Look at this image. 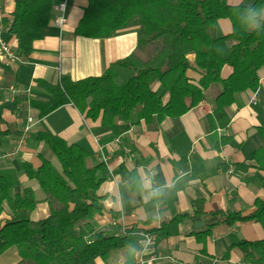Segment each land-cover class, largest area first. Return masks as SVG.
Wrapping results in <instances>:
<instances>
[{
  "label": "trees",
  "instance_id": "16d2710c",
  "mask_svg": "<svg viewBox=\"0 0 264 264\" xmlns=\"http://www.w3.org/2000/svg\"><path fill=\"white\" fill-rule=\"evenodd\" d=\"M14 2V11L2 19V31L17 40L18 52L26 58L34 42L44 38L55 3ZM220 19L231 21L229 35L217 34ZM131 28H137V47L128 57L111 63L103 75L78 81L63 76L56 84L37 80V86L50 95L46 102L29 100L38 118L72 104L87 119H100L102 130L119 137L142 120L155 129L168 118L182 117L204 103L208 90L216 86L208 122L212 130L224 129L230 123L227 108L236 95L259 87L257 72L264 66V0L251 6H230L227 0H88L74 35L108 39ZM230 40L235 44L229 46ZM190 54L195 55L194 64ZM225 67L231 70L227 78L222 77ZM193 69L201 72L196 83L188 76ZM155 85H159L158 90H154ZM259 135L264 139V127L259 128ZM37 140L60 164V169L45 159L37 169L23 164L27 178L37 181L43 192L49 215L34 220L38 205L34 191L23 188L16 194L20 186L17 171L0 170V257L16 248L21 264H97L98 259L106 261L127 250L143 234L175 236L185 220L203 215L216 218V222L195 233L200 242H205L212 227L219 224L254 222L264 229V200L257 199L248 215L219 209L206 214L203 200H195L192 212L178 214L158 229L144 231L133 226L123 236L98 231L94 220L105 211L104 199L98 195L105 180V164L94 165L83 147L69 145L47 132L39 131ZM251 159L256 169L264 171V149L257 150ZM128 181L139 194L136 172L129 173ZM234 247L246 263L264 264V241H240Z\"/></svg>",
  "mask_w": 264,
  "mask_h": 264
},
{
  "label": "crops",
  "instance_id": "0c3cea01",
  "mask_svg": "<svg viewBox=\"0 0 264 264\" xmlns=\"http://www.w3.org/2000/svg\"><path fill=\"white\" fill-rule=\"evenodd\" d=\"M62 2L66 3L65 22L59 26L54 22L59 14L55 7ZM227 2L230 6H251L256 0ZM54 3L44 38L34 42L33 51L26 58L18 52L17 40L2 31L0 22L2 38L20 58L10 66L0 61V170L17 171L20 186L15 189L16 194L23 188L34 191L38 201L34 220L45 219L49 207L37 181L27 178L23 164L37 169L45 159L60 169L52 151L37 140L39 131L83 147L91 154L94 165L105 164V180L98 191L105 211L94 220L98 231L123 236L133 226L144 231L158 229L174 216L192 212L195 200H203L206 214L215 209L250 214L255 200H264V171L256 169L251 159L257 150L264 149V139L259 135V128L264 127V66L257 72L258 89L236 95L235 102L227 108L230 123L224 129L212 130L208 122L216 86L208 90L204 103L182 117L168 118L155 129L142 120L119 137L102 130L100 119H87L72 104L39 119L29 100L46 102L50 95L37 86V80L56 84L63 76L74 81L99 77L111 63L128 57L137 47V28L120 31L108 39L76 37L74 31L88 0ZM14 6V0H0L3 18L14 11ZM216 31L219 36L229 35L231 21L218 20ZM233 44L228 41L229 46ZM188 58L194 64L195 55ZM230 72L225 67L222 77L227 78ZM200 73L193 69L188 76L196 83ZM158 88L159 85L154 86V90ZM133 171L140 180L139 194L128 181ZM198 221L202 224L197 225ZM215 222L216 218L203 215L185 220L178 235L154 233L150 251L144 252L138 240L130 247L136 251L135 264H248L240 250L231 246L240 241H264L262 226L254 222L219 224L212 227L205 242L197 240L195 233L207 230ZM126 251L106 261L98 259L97 264H126ZM140 258L153 261L140 263ZM0 264H21L17 249H8L0 257Z\"/></svg>",
  "mask_w": 264,
  "mask_h": 264
},
{
  "label": "built area",
  "instance_id": "2783aa9c",
  "mask_svg": "<svg viewBox=\"0 0 264 264\" xmlns=\"http://www.w3.org/2000/svg\"><path fill=\"white\" fill-rule=\"evenodd\" d=\"M57 11L59 12L58 16L55 17L54 22L62 26L65 22L64 19V13L66 10V3L62 2L58 4L56 7ZM3 19V13L0 9V22L2 23ZM0 61L5 65H12L16 63L17 61H20V58L17 54L13 53L11 50L10 45L2 38V31L0 30ZM32 120H29L31 122ZM11 154V153H10ZM7 157H11V155H7ZM104 163H106V160L104 159ZM232 173V169H229L228 174ZM141 244L144 246L143 251H150L152 245H153V237L150 234H143L141 238L139 239ZM152 258L148 261H145V259L140 258V263H150L152 262Z\"/></svg>",
  "mask_w": 264,
  "mask_h": 264
},
{
  "label": "water",
  "instance_id": "95a60500",
  "mask_svg": "<svg viewBox=\"0 0 264 264\" xmlns=\"http://www.w3.org/2000/svg\"><path fill=\"white\" fill-rule=\"evenodd\" d=\"M199 224L202 223L198 221L197 225ZM135 261H136V251L133 248H128L126 251V264H135Z\"/></svg>",
  "mask_w": 264,
  "mask_h": 264
},
{
  "label": "clouds",
  "instance_id": "9594fccd",
  "mask_svg": "<svg viewBox=\"0 0 264 264\" xmlns=\"http://www.w3.org/2000/svg\"><path fill=\"white\" fill-rule=\"evenodd\" d=\"M248 11L250 12V14H252V15H255V12H254V10H252V9H249Z\"/></svg>",
  "mask_w": 264,
  "mask_h": 264
},
{
  "label": "rangeland",
  "instance_id": "374dc122",
  "mask_svg": "<svg viewBox=\"0 0 264 264\" xmlns=\"http://www.w3.org/2000/svg\"><path fill=\"white\" fill-rule=\"evenodd\" d=\"M131 87L133 88V87H134V85L132 84V85H131Z\"/></svg>",
  "mask_w": 264,
  "mask_h": 264
}]
</instances>
